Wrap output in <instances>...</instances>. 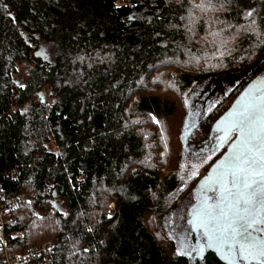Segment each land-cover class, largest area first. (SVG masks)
Listing matches in <instances>:
<instances>
[{
    "label": "trees",
    "instance_id": "1",
    "mask_svg": "<svg viewBox=\"0 0 264 264\" xmlns=\"http://www.w3.org/2000/svg\"><path fill=\"white\" fill-rule=\"evenodd\" d=\"M43 43L52 60L34 58ZM263 68L264 0H0V187L27 198L21 247L52 238V264H193L175 210ZM221 75L186 129L191 91Z\"/></svg>",
    "mask_w": 264,
    "mask_h": 264
},
{
    "label": "snow or ice",
    "instance_id": "2",
    "mask_svg": "<svg viewBox=\"0 0 264 264\" xmlns=\"http://www.w3.org/2000/svg\"><path fill=\"white\" fill-rule=\"evenodd\" d=\"M225 119L220 140L235 130L236 141L205 177L216 195L194 209L189 223L203 230L207 246L215 247L228 264H264V88L255 89Z\"/></svg>",
    "mask_w": 264,
    "mask_h": 264
},
{
    "label": "built area",
    "instance_id": "3",
    "mask_svg": "<svg viewBox=\"0 0 264 264\" xmlns=\"http://www.w3.org/2000/svg\"><path fill=\"white\" fill-rule=\"evenodd\" d=\"M6 176L15 179L17 174L11 170L6 173ZM26 202L25 195L7 197L4 195L3 188L0 187V264H52L50 261L54 248L52 240L21 247L24 233L22 230L12 229L17 223L15 213Z\"/></svg>",
    "mask_w": 264,
    "mask_h": 264
},
{
    "label": "water",
    "instance_id": "4",
    "mask_svg": "<svg viewBox=\"0 0 264 264\" xmlns=\"http://www.w3.org/2000/svg\"><path fill=\"white\" fill-rule=\"evenodd\" d=\"M257 88H264V78H254L252 79L245 87L244 89L238 94V96L234 99L230 107L221 114L218 119L215 121L213 127L216 131H220L221 128H224L226 121V117H228L229 113L234 112L235 110H238L240 106L243 104V102L255 91ZM190 115H188L186 122H185V128L188 127V122L190 120ZM221 137L225 136V133L223 131H220ZM187 132L184 131V138L187 137ZM235 133V137L230 141V143L227 145L226 150L224 153L209 167V169L205 172V174L201 177V179L197 183V187L194 192L195 196V202L192 204V206L189 209L188 212V223L189 221L194 219L193 212L194 209H196L198 206H200L201 202L204 201L206 198L210 197L211 194H215L213 191H211L212 181H205V177L209 176V174L212 171L213 165L216 164L217 161L221 160L224 155H226L229 151V147L236 141L238 133L233 130L228 133L227 138L223 140H228L233 134ZM216 195V194H215ZM209 203H214V200H209ZM190 224V223H189ZM191 225V233H190V240L192 241L194 247L193 251L195 252L194 260L197 264H199L201 260L205 261L207 264H228L227 260L222 258L221 254L217 252L215 247H208L207 246V238L203 233L202 229L194 228L192 224ZM202 233L205 241L202 242L200 239L199 234ZM237 264H242V262L237 261Z\"/></svg>",
    "mask_w": 264,
    "mask_h": 264
},
{
    "label": "rangeland",
    "instance_id": "5",
    "mask_svg": "<svg viewBox=\"0 0 264 264\" xmlns=\"http://www.w3.org/2000/svg\"><path fill=\"white\" fill-rule=\"evenodd\" d=\"M35 54H36L34 56L35 59H42V60H46V61L52 60L54 57V48L49 44L43 43L42 46L38 50H36ZM26 70H27L26 65H21L19 67L18 73L14 77L17 85L21 84L25 81ZM214 78H215L214 80L209 79L207 81H204V82L198 84L194 88V90L191 91L192 92L191 98H190V100H191V106H190L191 117H190V120L188 122V127H187L188 129L191 128L198 119H200V116H201L202 111H203V106L206 103V101H208L209 99L211 100L215 96L216 87L218 86L219 88H221V91H222L225 88L224 84L227 83L228 85H230V83L227 79H226V83H224L221 86L218 85L219 80H222L224 78L231 79L230 77H225V75H221V76H215ZM232 79H233V77H232ZM43 95L45 97H47L48 96V90H44ZM211 95H213V96L211 97ZM26 108H27V106L24 107V110ZM191 204H192V198L189 197L186 200H183V202L180 203V205L175 210L174 217H173V232H174V235H175V238L177 241H182V238L185 236L184 224H185V220L187 219V213H188V210H189V207ZM111 206H114V204L112 203ZM47 239L52 240V238H47ZM185 250H187V249H185Z\"/></svg>",
    "mask_w": 264,
    "mask_h": 264
},
{
    "label": "flooded vegetation",
    "instance_id": "6",
    "mask_svg": "<svg viewBox=\"0 0 264 264\" xmlns=\"http://www.w3.org/2000/svg\"><path fill=\"white\" fill-rule=\"evenodd\" d=\"M254 78H264V68L261 70V71H259V74L258 75H255L254 76ZM253 78V79H254ZM226 81H223V83H225ZM231 84V83H230ZM221 92V88H219L218 86L216 87V90H215V95H217V94H219ZM213 95H211V97H212ZM210 99L206 102L207 104H206V106L207 105H209L210 104ZM203 112V114L206 112V110H203L202 111ZM203 115L201 114V116H200V118L202 117ZM199 120V119H198ZM198 120L196 121V122H198ZM220 135H221V132L220 131H218L217 132V134L215 135V136H213L212 138H211V141L212 142H218V144H221V143H223L224 142V144H229L230 143V141H232V139L235 137V133L228 139V140H223L222 142H221V140H220ZM224 153V152H223ZM222 153V154H223ZM221 154V155H222ZM219 158V157H218ZM215 196V194H211L210 195V197H214ZM212 201V200H211ZM195 202V199H194V201H193V203ZM192 203V204H193ZM192 204L190 205V207L192 206ZM190 207H189V209H190ZM188 212H189V210H188ZM188 218H189V216H188V213H187V219L185 220V224H184V227H185V236L182 238V241H181V244H182V246H183V248H185V249H187L188 251H189V255H190V257H191V259H192V261H193V264H197L196 262H195V260H194V257H195V252L193 251V247H194V245H193V243H192V241L190 240V233H191V225L188 223ZM199 236H200V239H201V241L202 242H204L205 241V238H204V236H203V234L202 233H200L199 234ZM200 263L199 264H207L205 261H203V260H201V261H199Z\"/></svg>",
    "mask_w": 264,
    "mask_h": 264
}]
</instances>
